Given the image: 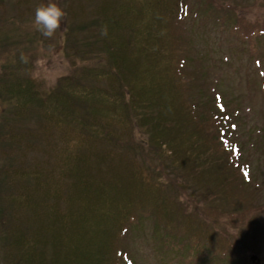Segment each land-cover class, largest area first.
I'll list each match as a JSON object with an SVG mask.
<instances>
[{"label": "trees", "instance_id": "obj_1", "mask_svg": "<svg viewBox=\"0 0 264 264\" xmlns=\"http://www.w3.org/2000/svg\"><path fill=\"white\" fill-rule=\"evenodd\" d=\"M187 4V0H142L139 9H130L140 18L136 24L116 15L97 18L98 31L92 34L97 43L86 41L79 54L103 65L84 62L76 66L48 93L35 89L31 79L28 82L20 74L11 81L6 75L1 77V89L13 95L12 100L21 107L15 114L25 118L37 112L41 117L37 132L23 126L19 129L17 119L9 126L12 134L19 132L14 138L18 144L26 141L33 148L41 138L49 141L56 126L64 134L79 135L78 150L69 154L61 167L73 180L72 206L79 201L84 208V214L75 216L71 206L60 219V214L55 215L59 187L52 192L55 199L49 205L52 194H39V170L22 168L17 176L20 180L11 179L15 189L8 199L11 221L3 226L12 264H135L127 247L128 234L151 214L157 224L165 225L164 234L160 233L163 248L175 246L170 233L178 231L177 239L191 228L198 238L205 239V249L200 244L193 249L199 258L210 261L226 254L228 237H219L225 211L215 203L220 198L232 202V196L245 193L251 168L240 161L239 113H232L220 98L199 93L193 87L192 71L185 70L189 42L178 33L176 23ZM233 7L228 0H206L204 5L221 28L227 27L225 10H232L234 21L229 27L233 24L235 35L248 41L251 52L256 53V40L264 38L261 16L248 21ZM104 79L115 80V87L97 84ZM117 124L127 128L126 133L115 131ZM92 140L105 145L101 153L89 154L87 143ZM111 149L135 155L139 161L132 169L119 161L114 167L108 156ZM118 169H126L128 174L115 171ZM11 172L10 177L16 170ZM31 179L35 187L29 186ZM171 183L175 185L169 186ZM169 188L176 197L170 195ZM187 189L191 190L188 198ZM241 201L244 204V199ZM248 205L245 201L250 213ZM37 214L42 217L40 228L25 229L23 223ZM243 214L239 211L236 217ZM49 220L50 228H44ZM86 230L91 232L78 242V233ZM61 244L67 245L66 251Z\"/></svg>", "mask_w": 264, "mask_h": 264}, {"label": "rangeland", "instance_id": "obj_2", "mask_svg": "<svg viewBox=\"0 0 264 264\" xmlns=\"http://www.w3.org/2000/svg\"><path fill=\"white\" fill-rule=\"evenodd\" d=\"M187 1L184 15L181 21L178 19L176 23L178 33L185 36L189 42V65L186 64L185 70L189 73L192 71L193 87L199 93L204 92L207 98H220L232 108V113H239L237 133L242 146L240 161L250 165L252 177L249 178L245 193L232 196V202L220 198L215 203L221 211H225V220L219 224L221 230L218 236L220 239L224 234L228 237L226 254H218L219 256L209 259L210 261L199 258L193 249L196 244L205 249V239L202 236L198 238L196 233L191 232V228L183 230L177 239L174 238L178 231L170 230L173 233L169 236L175 246L163 248L161 235L164 234L165 225L157 224L155 215L151 214L154 217L145 216L128 234L129 255L135 264H264V38L256 40V53H253L248 41L239 39L232 31L233 24L229 27V22L234 21L232 10H225L227 27L221 28L204 8L206 0ZM53 2L66 10L67 17L60 30L53 36L46 37L33 27V19L37 7ZM141 2L142 0H0V82L2 76L6 75L4 78L11 81L20 74L28 79V82L31 79L35 89L48 93L57 87L63 76L71 74L76 66L84 62L90 66L103 65L92 58L85 60L79 54L86 41L98 40L92 36L98 31L94 24L96 19L108 14L126 18V21L136 24L140 18H137V12L133 14L130 9L136 11ZM228 2L234 5V12L241 14L242 11L246 20L261 16L259 20L264 23V0ZM89 23L93 26L86 27ZM79 25L85 27L81 28ZM139 61L141 65V60ZM137 69H141V66H137ZM96 82L110 88L114 86L115 80L104 79ZM0 92L3 94H0V264H12L8 257L10 249L7 247V232L3 228L4 223L9 225L11 221L8 216L12 209L8 199L15 192L11 179L20 180L17 176H20L18 173H21L22 168H31L33 172L39 170V176L42 175L39 194L41 197L42 194H52L55 187H59L60 197L55 215L60 214V219H63V214L68 213L71 203L75 201L71 198L73 180L67 176V172L65 174L61 163L69 154L78 150L79 135L75 132L64 134L60 127L56 126L52 128L53 138L49 141L41 138L32 144L33 148L27 146L26 141L18 144L15 139L19 132L12 134L9 126L17 119L20 123L19 129L23 126L37 132L41 117L37 112L25 118L15 114L17 108L21 109L19 103L16 99L12 100L13 95L4 92L1 87ZM110 119L111 116L108 120ZM235 121L237 123L236 116ZM114 129L122 135L127 131V128L120 124L115 125ZM135 135L140 138L138 132H135ZM87 144L90 148L89 154L101 153L100 149L105 148L101 141L92 140ZM108 156L113 158L114 167L119 161L123 162L127 169H132L134 163L139 161L135 155L127 152L122 154L113 149L109 151ZM166 163L169 164V159ZM12 170H16V174L10 177ZM115 171L123 173L124 169ZM127 172L125 169L124 174L127 175ZM173 177L179 179L175 175ZM28 183L32 187L36 185L32 179ZM173 185L175 184L171 183L169 186ZM169 191L170 195L176 197V193L170 188ZM190 192L191 190L187 189L186 198ZM49 199L47 201L50 205L55 199L53 194ZM242 199L244 204L246 201L248 207H252V212L245 210ZM191 206L195 209V204ZM73 209L75 216L84 214L82 202L76 201ZM239 211L244 214L236 217ZM40 219L38 214L33 219L31 217L27 223H23L24 228H40ZM53 219L51 218L52 223ZM50 225L49 220L44 228H50L47 227ZM89 232L91 231L86 230L78 233V242H82V238H86ZM63 249L66 251L67 245ZM66 255L70 263L69 255Z\"/></svg>", "mask_w": 264, "mask_h": 264}, {"label": "clouds", "instance_id": "obj_3", "mask_svg": "<svg viewBox=\"0 0 264 264\" xmlns=\"http://www.w3.org/2000/svg\"><path fill=\"white\" fill-rule=\"evenodd\" d=\"M66 17V10L58 4L54 2L43 4L35 10L33 27L42 35L51 37L61 29Z\"/></svg>", "mask_w": 264, "mask_h": 264}]
</instances>
